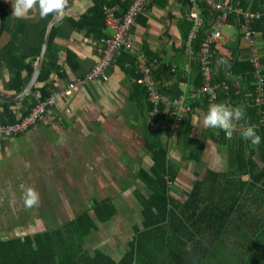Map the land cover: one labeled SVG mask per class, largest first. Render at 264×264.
<instances>
[{"label": "crops", "instance_id": "1", "mask_svg": "<svg viewBox=\"0 0 264 264\" xmlns=\"http://www.w3.org/2000/svg\"><path fill=\"white\" fill-rule=\"evenodd\" d=\"M218 1L226 5L237 0ZM93 5L92 0H74L62 17L52 14L43 19L36 6L24 17L17 18L13 16L12 0H0V12L5 19V30L0 39V93L6 97L19 95L11 90V80L19 72L21 59L27 56L25 65L33 68L34 73L29 76L22 70L19 74L25 89L28 87L39 61L32 51L40 47L42 50L45 36L53 28L56 37L47 49L43 67L50 76L42 83H38V78L33 88L51 93L65 89L90 73L98 61L99 41L93 40L88 28L78 30L71 21H78ZM116 14L123 16L120 11ZM188 14L187 0H167L166 8L149 5L136 21L131 35L133 45L154 61L155 70L160 65L181 66L190 58L183 53L179 26ZM104 34L111 36L113 30L106 26ZM223 35L216 47V67L224 65L218 64L221 59L227 64L234 57L239 61H250L254 52L261 59L264 57V36L256 33L255 46L244 42L237 18H232ZM11 49H15L13 54L9 52ZM131 69L123 61L113 64L108 82H85L70 98L50 108L45 121L30 132L0 141V239L62 227L76 216L73 212H85L95 201L105 198L117 204L113 197L119 196L121 190L133 188L121 184V172L131 173L134 166L137 180L146 158L151 165V157L145 152L149 132L148 105L139 93L132 91L138 79L132 77ZM227 78L233 88H244L242 77L230 73ZM15 86H18L17 82ZM180 89L188 101L199 98L192 93L193 87L190 89L185 83ZM35 93L31 90L24 98L13 101L0 99V113L4 112L1 121L20 120L28 114L36 103ZM132 95L137 101L131 100ZM205 114L204 110L197 109L189 116L191 124L200 132L215 136L217 129L206 128L202 123ZM124 139L132 143L123 144ZM161 140L170 147L171 154L182 152L170 132L163 131ZM207 154L210 169L227 171L228 156L224 147L209 140ZM216 159L224 162L222 170L213 165ZM174 163L178 164V161ZM28 186L40 194L39 207L27 209L23 205L21 197ZM136 189L139 190L135 187L131 191L133 196Z\"/></svg>", "mask_w": 264, "mask_h": 264}, {"label": "trees", "instance_id": "2", "mask_svg": "<svg viewBox=\"0 0 264 264\" xmlns=\"http://www.w3.org/2000/svg\"><path fill=\"white\" fill-rule=\"evenodd\" d=\"M92 1L93 7L78 21L71 23L78 30L88 28L93 40L100 41L107 37L104 34L106 17L103 8L107 6L124 14L134 0ZM159 1L151 0L150 5L162 9L167 7V0ZM231 5L252 13H264V0H237ZM201 11L204 25L192 43L191 56L186 54V43L192 29L189 14L179 24L183 53L190 57L188 61L178 67L160 65L154 75L161 92L171 100L184 96L180 89L182 83L190 89L193 87L192 93L199 95V98L187 100V103L194 112L202 109L207 113L211 102L208 95L201 93L204 79L199 56L206 33L213 29L221 12L205 5L201 6ZM233 17L239 20L241 30L243 17L233 13L228 23ZM251 27L255 33L264 36V17L252 22ZM55 37L53 28L49 47ZM216 47H212L213 85L218 87L216 103L244 106L245 118L237 126L240 131H235V136L227 138L222 130L217 129L215 136L211 137L209 132L204 134L195 129L188 117L175 131L176 144L186 155L185 160L204 165L208 141L212 140L227 151V171L208 167L204 173L195 172V179H188L182 168L171 160L170 148L161 140L163 130L151 132L148 129L145 152L151 157V165L148 168L141 167L137 174V180L144 186L148 196L140 190L134 191L141 206L142 223L134 227V236L119 260L101 250L94 254L87 250L86 241L98 229V224L110 222L118 213L114 201L105 198L95 201L89 210L76 215L62 227L38 229L23 236L0 239V264H264V123L261 124V117L254 105L255 69L251 61H239L236 57L228 64L216 67ZM14 51L9 50L11 54ZM40 52L41 47L33 50L32 54L38 59ZM27 58L21 59L19 72L11 80V90L16 94L25 89L20 71H27L29 76L34 73L33 68L25 65ZM148 58L151 63L154 62ZM120 61L131 66L133 78L140 77L138 61L136 63L132 55L122 52L117 55L114 64ZM261 63L264 65V57ZM186 66H189L188 71ZM230 73L243 78V89L233 88L227 78ZM49 76L50 72L43 68L38 83L47 81ZM16 82L18 86H15ZM132 91L139 93V97L146 101L148 122L150 119L155 120L166 127L164 131L171 133L175 122L172 111L166 112L165 107L160 106L159 113L152 117L153 107L144 88L135 82ZM32 92H41L44 98L50 95L44 89L33 88ZM131 100L137 101L134 95ZM3 114L0 113V121ZM246 122L256 126L261 136L259 145H252L242 138ZM179 181L191 188L185 199L172 195V186Z\"/></svg>", "mask_w": 264, "mask_h": 264}, {"label": "built area", "instance_id": "3", "mask_svg": "<svg viewBox=\"0 0 264 264\" xmlns=\"http://www.w3.org/2000/svg\"><path fill=\"white\" fill-rule=\"evenodd\" d=\"M189 3V18L192 23V29L189 33L186 43V54L192 55V43L197 38L198 33L203 28L204 20L202 16L201 6L205 5L214 11L221 12L214 28L206 33L204 42L200 49L199 62L201 65L204 86L201 93L206 94L210 98V102L216 103L218 100L217 86L213 85L214 74L212 70V47L220 43L223 38V31L229 24V17L233 13L241 15L244 19L241 25L242 40L251 46H255L256 33L251 27L252 22L260 20L264 17V13H252L236 8L231 4H222L218 0H187ZM151 0H134L129 9L119 17L114 9L107 6L103 8L105 14L106 26L113 30L111 36L102 38L98 43V61L92 71L83 79H78L68 85L65 89L52 91L48 98H44L41 92L35 93V104L30 108L28 114L20 120L9 121L0 124V141L15 139L30 132L34 127L44 122L50 108L56 106L59 101L70 98L78 87L85 82L101 80L108 82L110 78V69L112 68L117 55L124 52L134 56L138 61L139 78L137 84L144 88L149 103L153 107L151 116L155 117L159 113L160 106L165 107V111H172L175 116V122L172 125L171 137L176 141V129L179 125L194 113L192 107L187 103V99L181 96L179 99L171 100L168 96L161 92L159 83L154 75V64L144 52L137 51L133 45L131 35L138 17L150 5ZM255 69V95L254 105L258 109L261 117V124L264 123V66L261 63V57L254 52L250 59ZM189 70V66H186ZM148 129L151 132L166 130V127L155 121L149 120Z\"/></svg>", "mask_w": 264, "mask_h": 264}, {"label": "rangeland", "instance_id": "4", "mask_svg": "<svg viewBox=\"0 0 264 264\" xmlns=\"http://www.w3.org/2000/svg\"><path fill=\"white\" fill-rule=\"evenodd\" d=\"M128 139H124L123 144L128 143ZM131 142V141H130ZM132 143V142H131ZM170 148V147H169ZM211 151V150H210ZM209 155L206 154L204 160V165H195L193 163L185 160V154L183 152L180 153H172L171 160L178 161V164L182 168L183 174L188 179H195V172L204 173L206 168H208ZM256 160L259 161L258 158ZM217 161V159H216ZM213 165L217 166V169L224 168L223 161H217ZM132 166V165H131ZM145 167H149L150 163L147 158L144 163ZM130 167V165H129ZM137 169L134 166L131 167V173H123L121 172L120 182L121 184H125L128 186H133L130 190H121L119 196H114L117 204L116 208L118 210L117 215L106 224H98V229L89 237L86 241L87 250L90 254H94L95 251L101 250L105 254L111 256L115 260H119L126 249L128 248L129 242L132 240L134 236V227L141 226L142 223V215H141V206L139 205L137 199L131 194L133 189L139 188V190L146 196H148L144 186L136 180L135 172ZM122 187V186H121ZM191 188L184 182L179 181L177 184L172 186V195L179 199H185L187 194ZM123 192V193H122ZM103 194L102 191H100ZM104 195V194H103ZM102 196V195H101ZM89 203H91L89 199ZM90 206V205H89ZM82 212H73L74 215L81 214Z\"/></svg>", "mask_w": 264, "mask_h": 264}, {"label": "clouds", "instance_id": "5", "mask_svg": "<svg viewBox=\"0 0 264 264\" xmlns=\"http://www.w3.org/2000/svg\"><path fill=\"white\" fill-rule=\"evenodd\" d=\"M13 16L24 17L31 9L38 6L40 17L47 18L52 14H60L64 11L67 0H12ZM226 61H218V64H226ZM245 118V108L242 105L231 106L224 103H212L204 115L202 123L204 127L222 130L227 138H231L237 130L238 123ZM245 141L252 145L261 143L256 126L247 124L243 126L241 133ZM22 203L27 209L39 207L41 203L40 194L31 186L24 189L21 197Z\"/></svg>", "mask_w": 264, "mask_h": 264}, {"label": "water", "instance_id": "6", "mask_svg": "<svg viewBox=\"0 0 264 264\" xmlns=\"http://www.w3.org/2000/svg\"><path fill=\"white\" fill-rule=\"evenodd\" d=\"M74 0H70L64 11H62L60 13L59 16H63L65 15V13L69 10L71 4L73 3ZM59 18V17H58ZM57 17L55 19V22H57ZM4 30H5V19L3 17V15L1 14L0 12V39L4 33ZM49 42H50V30H48L46 36H45V39H44V42H43V45H42V50H41V54H40V57H39V61H38V64H37V68H36V71H35V74L31 80V82L29 83L28 87L19 95L17 96H14V97H6L4 95H2L0 93V99L1 100H4V101H13V100H18V99H22L24 98L25 96H27L29 94V92L32 90L34 84L37 82L40 74H41V71L44 67V63H45V58H46V53H47V49L49 47Z\"/></svg>", "mask_w": 264, "mask_h": 264}]
</instances>
